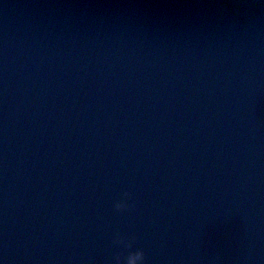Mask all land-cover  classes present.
<instances>
[{
    "label": "water",
    "instance_id": "1",
    "mask_svg": "<svg viewBox=\"0 0 264 264\" xmlns=\"http://www.w3.org/2000/svg\"><path fill=\"white\" fill-rule=\"evenodd\" d=\"M140 251L264 264V0H0V264Z\"/></svg>",
    "mask_w": 264,
    "mask_h": 264
},
{
    "label": "clouds",
    "instance_id": "2",
    "mask_svg": "<svg viewBox=\"0 0 264 264\" xmlns=\"http://www.w3.org/2000/svg\"><path fill=\"white\" fill-rule=\"evenodd\" d=\"M125 195H128V193H125ZM117 206L121 207V208H127V207H129V200L122 198V199L117 201ZM136 259L139 260L141 262V264H144L145 252L140 251L139 253H137Z\"/></svg>",
    "mask_w": 264,
    "mask_h": 264
}]
</instances>
